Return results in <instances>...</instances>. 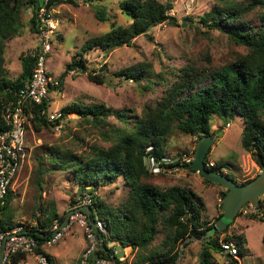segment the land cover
Masks as SVG:
<instances>
[{
    "label": "trees",
    "instance_id": "obj_1",
    "mask_svg": "<svg viewBox=\"0 0 264 264\" xmlns=\"http://www.w3.org/2000/svg\"><path fill=\"white\" fill-rule=\"evenodd\" d=\"M63 3L73 5L76 0H43L42 5L39 0H0V129L7 127L2 116L3 103L14 99L15 93L30 77L35 62L34 54L22 55L21 72L15 78L9 77L5 68L6 42L21 34L24 10H31L29 28L32 32H38L36 15L40 8L51 11ZM263 8V0H217L201 14L199 21L206 33L217 30L225 34L229 41L246 50L220 68L209 70L186 65L172 68L166 78L146 63L117 71V76L144 82L145 91H152L156 85L162 87L160 98L153 104L146 103L142 113L131 115L124 108L114 109L103 103L85 105L73 102L61 109L62 120L71 114L79 117L97 128L107 143L95 144L86 152L76 153L70 147L61 149L58 145H50L39 154L34 153V174L38 189L42 190L45 174L62 171L71 174V180L81 194L85 190L92 194V189L96 186L113 183L117 178H121L127 190L126 197L116 209L96 195L91 197L92 219H99L106 233L102 234V244L88 258L89 261L94 260V255L110 259L113 250L107 244L114 242L120 248L130 247L134 252L130 261L127 258L120 260L115 256L117 264H174L180 258V246H186L185 241L192 238L201 240L200 264H211L213 252L222 253L220 240L235 241L239 256L245 254V239L240 234H225L233 222L223 231H216L207 237V232L222 212L212 222L201 221L194 202L195 194L179 185L162 189L146 182L153 176L146 162L151 159L162 170L186 167L195 171L190 168L191 161L166 162L164 145L169 136L173 132H180L198 139L205 135L213 137L210 130L211 116L228 120L238 115L243 122L241 146L259 168L264 166ZM117 9L124 16L125 24L112 20L109 31L85 41L82 52L93 49L110 52L118 47L130 46L137 36L147 33L154 26L162 23L176 25L175 17L170 14L173 4L169 1L118 0ZM115 16L116 12L112 17ZM95 17L100 21L110 19L107 7L96 9ZM85 62L83 57L73 59L67 64L65 73L72 69L85 73ZM65 73L59 77L58 87H61ZM87 78L97 84L105 83L101 73H87ZM52 90L55 88L50 91ZM33 107L31 127L34 131L50 128L55 123L59 125L62 121L57 119L54 123L48 122L40 114L46 108L44 103ZM110 116L117 118L120 125L113 126L108 131L107 127L111 124L107 119ZM204 162L205 165L208 163L207 158ZM206 168L224 173L222 165L216 163ZM252 178L238 183L243 184ZM202 181L222 189L219 192L220 200L227 191L220 184L205 179ZM12 197V191L9 190L0 218L2 229H10L19 223L18 220L4 216ZM71 202L76 201L72 198ZM37 209L39 212L36 214L35 210L32 213L31 221H36L40 231L47 235L52 233L53 221L57 219L59 224L62 223L66 214H59L53 200H49L44 206L38 204ZM256 209V213L247 216L263 223L261 240L264 243L262 198ZM159 234L162 237L159 242H155ZM41 250L37 248L36 252ZM46 255L54 262L52 256ZM24 257L25 254L22 253L13 255L11 264H17ZM227 257L232 264H238L236 258Z\"/></svg>",
    "mask_w": 264,
    "mask_h": 264
},
{
    "label": "rangeland",
    "instance_id": "obj_2",
    "mask_svg": "<svg viewBox=\"0 0 264 264\" xmlns=\"http://www.w3.org/2000/svg\"><path fill=\"white\" fill-rule=\"evenodd\" d=\"M160 1H169L173 4L170 14L175 17L176 25L162 23L154 26L147 35L137 36L130 46L118 47L110 52L100 49L82 52L81 48L88 39L108 32L112 20L125 24L124 16L117 9L118 0H76V4L63 3L51 10L56 20V30L51 37L52 48L46 56L48 72L59 80L66 72L67 64L80 57L86 60V72L75 69L74 73L70 71L65 73L61 87L49 92L48 112L56 113L64 106L77 102L85 105L103 103L114 109L124 108L131 115L140 114L146 103L153 104L160 98L162 87L156 85L152 91H145L144 82L117 76V71L146 63L156 73H162L166 78L172 68L192 65L213 70L229 64L238 54L246 52L241 46L229 41L225 34L217 30H210L207 33L204 31L199 21L200 16L217 0ZM104 6L107 7L110 19L100 21L95 17V10ZM115 12L116 16L113 18ZM30 17L31 10H24L21 17V34L6 42L5 68L11 78H15L21 72L20 57L32 54L38 46V33L32 32L29 28ZM196 27L201 29L198 30ZM87 73H101L105 83L91 82L87 78ZM107 122L111 124L107 127L108 131L113 129V126L120 125L119 120L113 116L108 117ZM242 124V119L238 115L228 120L216 115L211 116L210 130L213 134V143L205 156L208 161L222 165L221 170L237 182L255 177L259 172L256 171L249 154L241 146ZM28 127L26 131L28 155L25 164L18 169L12 179L13 197L5 210L6 218L18 222H32V213L35 210L36 214L39 212L38 204L44 206L49 200L54 201L59 214L67 213L73 208L72 198L77 201L86 193L91 197L98 196L114 209L126 197L127 190L121 178L110 184L96 186L92 189V194L88 190L81 194L71 180V174L62 171L45 174L42 179V190H39L34 174L36 168L34 153L39 154L43 148L50 145H58L61 149L70 147L76 153L86 152L95 144L106 145L107 142L97 128L73 114L64 118L59 125L55 123L54 126L39 132L34 131L31 126ZM198 140L196 136L173 132L164 145L166 162L192 161ZM146 163L153 173L151 178L145 180L146 182L162 189L179 185L195 194L194 202L201 221L212 222L214 215L222 212L221 200L216 196L218 193L219 197L222 189L215 186L219 189L217 192L214 185L204 183L196 171H190L186 167H174L154 172L151 159ZM261 198L264 205V195ZM232 233L240 234L245 239L243 246L247 248L243 256L236 257L238 264H264V243L261 240L263 223L238 213L225 234ZM161 237L159 234L155 242H159ZM185 244L186 246H180L183 250L174 264H200L201 240L187 239ZM91 246L92 241L87 237L84 227L78 221H74L57 243L42 248L46 254L60 253L54 264H81L84 252ZM107 246L111 247V242ZM114 246L118 251L117 257H122L124 249L117 244ZM127 252L126 260L130 261L134 252L128 248ZM210 261L211 264H232L224 253L213 252Z\"/></svg>",
    "mask_w": 264,
    "mask_h": 264
},
{
    "label": "built area",
    "instance_id": "obj_3",
    "mask_svg": "<svg viewBox=\"0 0 264 264\" xmlns=\"http://www.w3.org/2000/svg\"><path fill=\"white\" fill-rule=\"evenodd\" d=\"M189 1L193 2V0ZM36 20L38 25V46L32 52L35 55V62L31 75L15 93L14 99L3 103L2 116L7 127L0 129V218L6 197L9 190H11L12 179L18 169L25 164L28 155L26 131L29 128L28 126H31V118L34 116L33 106L35 104H46V108L42 109L40 114L48 122L54 123L57 119L62 120L61 110L56 113L48 112L50 103L49 92L53 88H58L60 83L57 78H54L48 72L45 64L46 56L52 48L51 37L56 30V20L52 12L47 11L44 7L40 8L37 12ZM74 70L69 71L74 73ZM214 165L213 161H208L205 166L212 167ZM153 166L154 172L160 171L161 168L154 162ZM91 204L92 198L86 193L74 203L73 208L91 206ZM256 212L257 209L249 203L239 210V213L242 215ZM74 221H78L84 227L87 237L92 241V246L83 254L81 264H117L115 256H117L118 251L114 246V242H111L110 248L113 250V253L110 259L94 255V260L89 261L88 258L101 246L102 238L100 240L96 239L92 226L88 224L85 214L81 212L72 214L68 225L65 227H61V223L59 224V221L55 219L51 226L52 233L50 235L40 231L41 229L36 221L19 222L10 229H2L0 223V264H11V257L19 253L32 256L35 264H54L43 250L36 252V249H42L44 246H51L57 243L64 234V231ZM94 222L102 234L106 233V229L99 219L95 218ZM220 246L222 253L234 258L239 256V248L235 241L220 240ZM127 248L130 250V247L123 248L124 255L118 257V259L123 260L127 258Z\"/></svg>",
    "mask_w": 264,
    "mask_h": 264
},
{
    "label": "water",
    "instance_id": "obj_4",
    "mask_svg": "<svg viewBox=\"0 0 264 264\" xmlns=\"http://www.w3.org/2000/svg\"><path fill=\"white\" fill-rule=\"evenodd\" d=\"M39 1L40 5H42L43 0ZM144 35H147V33H144ZM212 143V137L208 135L201 137L196 144L194 156L190 162V168L195 170L203 179L212 183L220 184L227 189L226 193L221 199L222 214L216 219L212 227L207 232V237H210L216 231H223L228 226V224L233 222L235 217L238 215L239 210L245 204L249 203L253 207L257 208L261 202V196L264 195V166L260 168L259 172L254 178L243 184L238 183L225 173L207 169L204 160ZM75 212H81L85 214L86 221L92 226L93 232L96 235V239L100 240L102 238V233L95 226V222L92 219L93 208L91 206H80L69 210L65 214V218L61 223V227L68 225L70 216ZM182 250L183 249L180 248V254L182 253Z\"/></svg>",
    "mask_w": 264,
    "mask_h": 264
},
{
    "label": "crops",
    "instance_id": "obj_5",
    "mask_svg": "<svg viewBox=\"0 0 264 264\" xmlns=\"http://www.w3.org/2000/svg\"><path fill=\"white\" fill-rule=\"evenodd\" d=\"M253 163V165H254V167H256V171H259V167L254 163V162H252ZM236 180H239V179H236ZM213 186V185H212ZM213 187H215V186H213ZM215 190L217 191V192H219V189L217 188V187H215ZM216 196H217V199L219 200V197H218V193H216ZM218 212L214 215V217H213V221L216 219V217H218ZM42 250H43V248H42ZM45 251V250H44ZM46 252V251H45ZM48 253V252H47ZM60 253H58V254H50L49 253V255H51L52 257H53V260L55 261V259H56V257L59 255ZM17 264H35V262H34V260H33V258L30 256V255H25V257L24 258H22L21 260H19L18 261V263Z\"/></svg>",
    "mask_w": 264,
    "mask_h": 264
}]
</instances>
